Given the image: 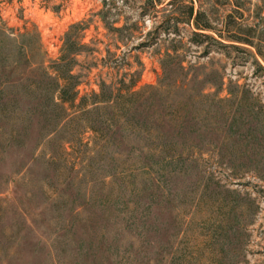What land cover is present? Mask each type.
I'll list each match as a JSON object with an SVG mask.
<instances>
[{
  "label": "rangeland",
  "instance_id": "1",
  "mask_svg": "<svg viewBox=\"0 0 264 264\" xmlns=\"http://www.w3.org/2000/svg\"><path fill=\"white\" fill-rule=\"evenodd\" d=\"M0 264H264V0H0Z\"/></svg>",
  "mask_w": 264,
  "mask_h": 264
},
{
  "label": "trees",
  "instance_id": "2",
  "mask_svg": "<svg viewBox=\"0 0 264 264\" xmlns=\"http://www.w3.org/2000/svg\"><path fill=\"white\" fill-rule=\"evenodd\" d=\"M64 81L66 82V79H64ZM59 82V81H58ZM67 85H64L63 86V89L62 88H60V92H61V100L62 101H66L67 99H66V97H65V94H66V89H67V87H66ZM101 96V95H100ZM75 99V96H73L72 97V99H70L71 101H73ZM69 100V99H68ZM103 102H108L109 103V100L108 101H103ZM94 105H96V104H98L97 102L96 103H93ZM86 109H87V107H86Z\"/></svg>",
  "mask_w": 264,
  "mask_h": 264
}]
</instances>
